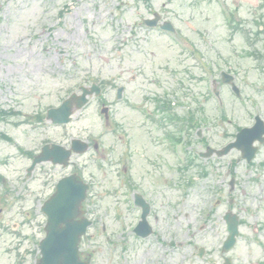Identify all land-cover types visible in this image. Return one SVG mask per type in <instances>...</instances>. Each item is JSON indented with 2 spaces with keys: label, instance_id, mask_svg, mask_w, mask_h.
<instances>
[{
  "label": "rangeland",
  "instance_id": "1",
  "mask_svg": "<svg viewBox=\"0 0 264 264\" xmlns=\"http://www.w3.org/2000/svg\"><path fill=\"white\" fill-rule=\"evenodd\" d=\"M154 12L171 22L178 34H182L183 42L208 60L203 63L209 64L210 80L218 81L220 69L228 68L232 72L239 99L227 86L218 85L223 102L220 112L217 101L210 97L211 84L208 85L200 65L178 52L177 48L185 47L174 36L141 25ZM229 15L245 24V30L232 35L226 23ZM258 19L264 20V0H0V106L28 117L26 121L21 117L0 121V133L11 139V142L0 139L3 162L0 174L4 178L0 182V224L16 229L13 240L0 232V264H12L19 256L27 260L26 264H33L37 256V241L42 238L44 227L40 212L45 196L44 164L37 166L23 183L31 159L21 151L37 154L44 145V130L50 136L61 129L100 144L97 153L92 151L79 160L82 176L93 186L90 197L98 223L89 231L94 238L80 246L81 251L90 254L91 264H140L138 249L147 244L153 250L147 259L151 261L149 264H206L204 259L217 260L219 245L225 237L221 216L228 207L239 212L245 221L232 258L237 264L260 263L255 252H261L258 251L261 248L252 238L264 240V227H261L264 226V145L258 149L251 167H246L235 151L219 161V174L228 166L234 168L232 173L238 182L231 192L229 179L224 183L220 178L198 181L186 207L177 210L172 228L160 226L146 240H137L129 233L124 243L120 237L123 226L116 223L114 211L109 212L105 198L106 188H114L117 180L105 167L104 158L100 161L101 168L96 161L101 155L105 157L107 147L117 146L109 135L111 127L99 114L101 102L109 106L120 126L124 121L132 133L144 136L135 129L136 111L129 108L136 107L145 96L176 97L177 94L180 101L189 102L195 110L198 106L195 93L208 92V103L203 106L207 125L202 128L201 139L208 138L218 148L233 139L237 128L250 127L255 115L264 122V28L259 29L261 34L255 39L252 25ZM149 52L153 53L152 59L145 56ZM253 52L260 53L263 60H257ZM245 53L251 54L245 56ZM166 68L175 72V79L170 78ZM190 75L196 80L188 78ZM106 81L112 82V87H106ZM93 83L102 87L100 97L91 98L82 111L74 114L70 125L61 129L48 124L44 127V122L30 119L44 115L71 93L79 94L80 87ZM179 83L184 86L179 87ZM115 87L124 88L126 100L116 101ZM181 94L187 96L182 98ZM222 115L226 119L218 123ZM128 117L133 122L127 121ZM193 140L196 141L194 136ZM195 148L200 149V145ZM118 149L113 153L118 154ZM142 149L150 156L160 151L156 146L144 145ZM143 164L139 158L134 160L136 179L144 187L159 185L158 177L167 184L178 176L171 160L159 171ZM156 190L150 191L153 199L159 198ZM217 199H221L219 204ZM106 236L114 244L106 241ZM20 241L23 245L17 246L13 254H7L12 252L6 247H15ZM199 246L206 250L201 260L191 255Z\"/></svg>",
  "mask_w": 264,
  "mask_h": 264
},
{
  "label": "flooded vegetation",
  "instance_id": "2",
  "mask_svg": "<svg viewBox=\"0 0 264 264\" xmlns=\"http://www.w3.org/2000/svg\"><path fill=\"white\" fill-rule=\"evenodd\" d=\"M146 103H150L145 99ZM155 118H159V115L156 114ZM148 120H151L148 118ZM175 123V120L173 118L170 119H159V124L157 121H152V126L157 129V131L162 132L166 134L167 136H170L172 131L175 129H172L171 127ZM162 125L163 127L161 128L159 125ZM130 132V130H129ZM73 138H67V134H61L59 135V141L58 144L64 148H68L71 144ZM122 158H124V163H125V168H123V174L127 175V177L130 179L132 178L133 174V163L136 158H139L140 161H143V165H145L148 168H153L157 169L159 168V162L156 159L155 155L153 154L152 156L146 155L143 152L142 147H139L138 144L135 143V140L131 136V134H124L123 140H122V152H121ZM50 165V164H46ZM51 166V165H50ZM72 173L78 172L79 168L75 166L74 163H72ZM129 182V180H127Z\"/></svg>",
  "mask_w": 264,
  "mask_h": 264
},
{
  "label": "water",
  "instance_id": "3",
  "mask_svg": "<svg viewBox=\"0 0 264 264\" xmlns=\"http://www.w3.org/2000/svg\"><path fill=\"white\" fill-rule=\"evenodd\" d=\"M88 92L86 90H83V95L82 97H75L72 96L69 100L63 103L60 109L56 111H52L54 114H58L62 120H58L61 123H65L68 121V116L71 113V107L73 104L76 105V108L79 109L81 108L86 100H85V95ZM51 113V112H50ZM248 132H243L242 136L246 137ZM240 145V143L236 144ZM231 147V146H230ZM229 150V147L226 148L225 152ZM218 155H222V153H219ZM42 158H39L36 161H40ZM230 230V234L234 236L236 234V229L235 227ZM79 232L76 234V237H69L65 238L63 240L58 241L57 243L59 244L55 251L53 252V256L55 258V263L53 264H80L77 259V253H76V244L78 241V235ZM42 243V248H43ZM43 254V259L40 261L39 264H48L46 261L47 254L42 250Z\"/></svg>",
  "mask_w": 264,
  "mask_h": 264
}]
</instances>
